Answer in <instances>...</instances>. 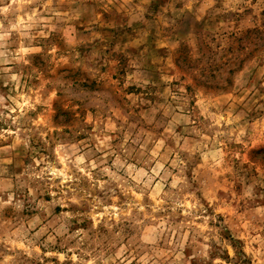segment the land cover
Returning a JSON list of instances; mask_svg holds the SVG:
<instances>
[{"label": "clouds", "instance_id": "1", "mask_svg": "<svg viewBox=\"0 0 264 264\" xmlns=\"http://www.w3.org/2000/svg\"><path fill=\"white\" fill-rule=\"evenodd\" d=\"M262 93L264 0H0V264H264Z\"/></svg>", "mask_w": 264, "mask_h": 264}, {"label": "rangeland", "instance_id": "2", "mask_svg": "<svg viewBox=\"0 0 264 264\" xmlns=\"http://www.w3.org/2000/svg\"><path fill=\"white\" fill-rule=\"evenodd\" d=\"M104 27H105V29L107 30L108 26L105 25ZM225 43H227V41H225ZM161 54L163 55L164 53L162 52ZM185 55H186V52L182 51V53H181L182 58H183ZM118 63L122 64L123 61L121 60V61H119ZM118 75H119L118 71H117L116 69H114V74L111 75V77H110V79L112 80V82H113L114 85H116V84L119 83ZM183 78L189 80V90L191 91V86H192V83H193V82L190 80V78L187 77L186 74H183ZM117 91H119V88L117 89ZM133 91H134V90H133ZM262 94H264V93H262ZM235 98H236V99H239V100H243V99H244L243 97H235ZM53 111H55V108L53 109ZM48 199H51V198L48 197ZM59 211H60V209L57 208V212H59Z\"/></svg>", "mask_w": 264, "mask_h": 264}]
</instances>
